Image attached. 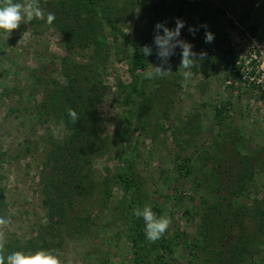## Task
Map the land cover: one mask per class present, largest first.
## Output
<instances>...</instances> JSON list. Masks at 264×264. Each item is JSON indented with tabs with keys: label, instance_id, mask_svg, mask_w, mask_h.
<instances>
[{
	"label": "rangeland",
	"instance_id": "rangeland-1",
	"mask_svg": "<svg viewBox=\"0 0 264 264\" xmlns=\"http://www.w3.org/2000/svg\"><path fill=\"white\" fill-rule=\"evenodd\" d=\"M71 1L40 3L47 14L54 3L75 9L80 0ZM105 2L115 30L85 16L102 44L97 53L66 46L45 20L21 24L6 40L0 32L6 254L59 249L62 264H264V92L242 87L231 71L238 55L259 56L248 36L264 42V0ZM176 18L185 22L181 38L207 56L185 80L177 49L170 72L147 79L159 61L139 48L153 43L157 22L173 28ZM132 46L142 70H131ZM65 68L91 74L98 87L74 109L85 132L78 159L69 155L64 119H72L61 103ZM145 205L171 217L154 243L134 215Z\"/></svg>",
	"mask_w": 264,
	"mask_h": 264
},
{
	"label": "clouds",
	"instance_id": "clouds-1",
	"mask_svg": "<svg viewBox=\"0 0 264 264\" xmlns=\"http://www.w3.org/2000/svg\"><path fill=\"white\" fill-rule=\"evenodd\" d=\"M34 19L45 20L46 23L52 24L56 19L52 12L45 13L41 6L40 0H0V32L3 33L6 40L14 30H17L21 24H28ZM185 27V22L179 18L175 19V26L169 28L165 22H157L153 29V43L140 46L139 52L147 57L155 55L159 63L155 66L151 65L152 71L146 73L147 79H154L157 76H164L170 71V57L177 54L179 49L180 65L184 69L183 76L185 80L192 77V68L196 67L207 56L205 51L199 53L194 52L193 45L181 38V29ZM205 27V43H212L214 34ZM198 29L192 26L188 27V31L193 36ZM132 55L137 51L135 47L130 49ZM68 115L73 123L79 119L77 113L71 109H67ZM137 218H142L144 222L145 238L149 242H156L161 239L167 232L171 217L167 215L157 216L150 206L145 205L142 209L137 208L134 211ZM11 223L10 217L0 215V264H62L61 252L59 249H38L21 251L14 250L6 254V232L8 225Z\"/></svg>",
	"mask_w": 264,
	"mask_h": 264
},
{
	"label": "trees",
	"instance_id": "trees-1",
	"mask_svg": "<svg viewBox=\"0 0 264 264\" xmlns=\"http://www.w3.org/2000/svg\"><path fill=\"white\" fill-rule=\"evenodd\" d=\"M105 3V0H80L79 3L76 4L77 8L75 7V9L71 3H68L70 5L68 8H64L63 2L59 4H53V13L56 17L54 23H56L61 35L69 40L67 41L68 44L66 46L76 43H86L87 45L92 46V49L96 53L99 52L102 44L98 41L96 35L94 34V29L91 24L85 21V16L93 17L96 19V21H101V23L107 26L110 30H115V24L117 22L116 19L113 18L115 17L114 12ZM72 9H74L73 12H71ZM79 46L82 47V45ZM236 59L237 58L235 57V60L233 61L234 63L236 62ZM143 68L144 64L139 60V54L136 51L134 53L131 70H142ZM63 74L66 81V90L63 92L62 98L64 100L61 103H63L65 106L63 109L65 113H67L68 108L74 110L84 103H90L91 99L93 100L96 98V94L98 95V87L96 86L94 77L91 76V74L80 72V70L76 68H73L70 71H67V68H65ZM133 92H135V89H132L130 96ZM64 122L66 124L68 123L69 128H72V135L69 139L72 147L69 155L73 159H78V155L81 154L80 152H84V143H79L81 137L78 135H83L85 132L82 133V131H79L76 128V126L79 124V120L78 123L77 121L76 123H73L72 120H70V118L67 116V119H64ZM119 179L123 185L125 193H127L130 190L129 183L123 180L121 176H119ZM152 210L155 213H160V211L157 209ZM131 231H133V228H131ZM240 241L242 240L240 239ZM234 250H245V248L240 249L239 247L235 246Z\"/></svg>",
	"mask_w": 264,
	"mask_h": 264
},
{
	"label": "built area",
	"instance_id": "built-area-1",
	"mask_svg": "<svg viewBox=\"0 0 264 264\" xmlns=\"http://www.w3.org/2000/svg\"><path fill=\"white\" fill-rule=\"evenodd\" d=\"M253 41L254 45L261 49L259 56H264V42ZM259 56L250 55V57L237 56L236 62L232 66V73L235 75V80L244 88H256L264 92V60Z\"/></svg>",
	"mask_w": 264,
	"mask_h": 264
}]
</instances>
